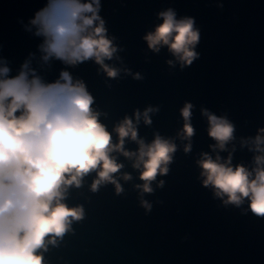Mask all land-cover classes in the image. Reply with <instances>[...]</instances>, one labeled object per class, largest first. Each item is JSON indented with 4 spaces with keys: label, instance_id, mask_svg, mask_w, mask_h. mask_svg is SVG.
Segmentation results:
<instances>
[{
    "label": "water",
    "instance_id": "obj_1",
    "mask_svg": "<svg viewBox=\"0 0 264 264\" xmlns=\"http://www.w3.org/2000/svg\"><path fill=\"white\" fill-rule=\"evenodd\" d=\"M87 2V0H82ZM98 13L105 21L109 38L118 51L105 63L121 69L109 79L94 61L68 67L58 60L44 64L39 45L43 37L25 30L36 11L47 0H0V61H7L11 76L31 60L44 82H55L61 70L85 82L94 97L93 108L100 123L118 140L114 127L125 116L135 123V112L146 108L151 125L141 116L138 139L150 144L156 134L176 145L167 175H157L152 193L136 185L140 171L135 160L119 153L124 165L115 174L123 191L105 184L93 193L95 172L84 177L82 186L69 188L64 203L83 207L84 218L73 221L71 231L44 253L45 264H264V217L240 207L225 205L211 186H203L197 164L202 154L224 161L232 154V166L249 170L255 165L249 146L242 140L254 139L264 128V0H100ZM223 5V7H219ZM171 8L177 19L193 18L200 32L195 47L198 59L181 65L167 46L153 52L144 37L163 23L159 13ZM172 61V65L168 64ZM124 69L128 70L127 74ZM139 74L141 79H134ZM193 105L190 123L194 135L191 151L184 152L189 140L178 135L184 126L180 110ZM202 110L225 117L233 124L234 140L226 151H212L216 141L208 136V120ZM138 144L125 139L124 150L138 152ZM233 149H235L233 151ZM132 177L124 181L122 177ZM163 180V187H158ZM227 199V197H224ZM152 205L146 211L141 201Z\"/></svg>",
    "mask_w": 264,
    "mask_h": 264
},
{
    "label": "clouds",
    "instance_id": "obj_2",
    "mask_svg": "<svg viewBox=\"0 0 264 264\" xmlns=\"http://www.w3.org/2000/svg\"><path fill=\"white\" fill-rule=\"evenodd\" d=\"M100 10V0H47L25 26L26 31L35 29L34 35L43 37L39 45L43 63L55 59L76 67L92 60L107 78L116 79L122 70L105 61H111L118 49L114 38L107 35ZM159 18L163 23L144 37L148 48L158 53L167 46L181 69L191 66L198 59L195 47L200 40L194 19H177L171 8L159 13ZM10 73L7 61H0V264H45L49 245L56 246L58 239L71 231L73 221L84 218L83 207L69 208L64 203L70 187L79 189L84 177L95 172L93 193L112 184L119 195L123 189L115 174L124 165L113 155L119 153L135 160L132 166L144 182L136 187L142 194L152 193V182L158 174L167 175L177 148L159 134L150 144L137 138L141 116L151 125L149 114L159 109L148 107L142 114L137 110L135 123L125 116L113 129L118 138L114 144L83 80H74L69 71L61 70L59 79L46 83L31 67V60L21 65L17 75ZM134 79L141 77L136 74ZM192 108L191 103H185L180 110L184 126L178 135L189 140L185 153L191 151L194 135ZM202 115L208 120V136L216 141L212 151H226V145L234 140L233 124L207 110H202ZM126 138L138 144V152L124 150ZM241 146L258 153L251 170L240 164L233 167L231 153L224 161L219 155L213 159L202 154L197 161L202 183L211 186L225 205L240 207L247 201L248 211L264 217V128L254 139L242 140ZM119 178L132 179L128 174ZM163 185L160 180L158 187ZM141 205L151 211L147 201L142 200Z\"/></svg>",
    "mask_w": 264,
    "mask_h": 264
}]
</instances>
